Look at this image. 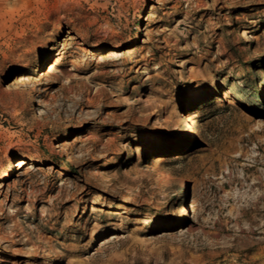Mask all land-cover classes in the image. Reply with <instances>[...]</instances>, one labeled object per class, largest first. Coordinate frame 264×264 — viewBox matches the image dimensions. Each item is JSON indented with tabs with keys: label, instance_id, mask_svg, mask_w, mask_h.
Returning a JSON list of instances; mask_svg holds the SVG:
<instances>
[{
	"label": "rangeland",
	"instance_id": "1",
	"mask_svg": "<svg viewBox=\"0 0 264 264\" xmlns=\"http://www.w3.org/2000/svg\"><path fill=\"white\" fill-rule=\"evenodd\" d=\"M0 264H264V0H0Z\"/></svg>",
	"mask_w": 264,
	"mask_h": 264
},
{
	"label": "bare ground",
	"instance_id": "2",
	"mask_svg": "<svg viewBox=\"0 0 264 264\" xmlns=\"http://www.w3.org/2000/svg\"><path fill=\"white\" fill-rule=\"evenodd\" d=\"M15 165H17V166H19V167H23V166H26L27 163H24L23 160H20V161H19L17 164H15ZM153 168L158 170V176L160 177V181H161L162 183H164L165 185H166V184L168 185V184L171 183V181L169 180V178H167L166 174L163 172V170H162L159 166H157V165L154 164V165H153ZM129 193H130V191H129ZM189 207H190L191 209L194 208V201H193V199L191 200Z\"/></svg>",
	"mask_w": 264,
	"mask_h": 264
},
{
	"label": "trees",
	"instance_id": "3",
	"mask_svg": "<svg viewBox=\"0 0 264 264\" xmlns=\"http://www.w3.org/2000/svg\"><path fill=\"white\" fill-rule=\"evenodd\" d=\"M247 80L249 81V82H248L249 84H250V82H252L250 79H247ZM257 90H258V89H253V90H252L250 93H248V94L255 95V94L257 93V92H256ZM259 98L262 99V97H260V96H259ZM254 99H256L255 96H254Z\"/></svg>",
	"mask_w": 264,
	"mask_h": 264
}]
</instances>
